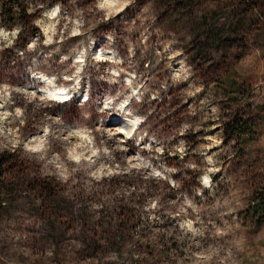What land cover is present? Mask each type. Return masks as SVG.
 I'll return each instance as SVG.
<instances>
[{
    "label": "rangeland",
    "instance_id": "obj_1",
    "mask_svg": "<svg viewBox=\"0 0 264 264\" xmlns=\"http://www.w3.org/2000/svg\"><path fill=\"white\" fill-rule=\"evenodd\" d=\"M60 1L43 0L35 20L55 25L58 42L43 45L35 21L11 47L0 40V86L38 96L47 86L40 76L71 87L64 76L81 53L85 60L71 101L37 107L13 92L0 108L11 113L0 121V152L12 160L0 264H264V226L253 230L245 215L251 197L264 193V0H133L109 19L97 0ZM77 27L81 34L71 35ZM157 44L169 57L163 63ZM129 97L125 112L146 118L133 138L96 132L129 127L115 111ZM109 99L112 108L100 111ZM237 117L255 133L242 149L226 134ZM46 124L54 135L27 151ZM83 127L93 129L92 146L63 138ZM101 147L108 153L91 156Z\"/></svg>",
    "mask_w": 264,
    "mask_h": 264
},
{
    "label": "clouds",
    "instance_id": "obj_2",
    "mask_svg": "<svg viewBox=\"0 0 264 264\" xmlns=\"http://www.w3.org/2000/svg\"><path fill=\"white\" fill-rule=\"evenodd\" d=\"M133 0H97L95 4V8L98 12L103 13L104 19H109L115 15H118L119 13L123 12L126 8L131 5ZM60 12V5L57 4L55 6V10L52 11L48 15V18L50 20H54ZM35 23L38 26L42 27V32L45 37V39L42 41L43 45L47 46L50 44H53L58 41L53 40V36L55 35V25H49L47 27H44L42 24V21H35ZM21 29L19 27L14 28L11 32L6 31L4 28H0V40L7 41V44L5 47H11L13 40L19 35V32ZM73 36L80 35V31L78 27L76 29H73L72 32L70 33ZM11 37L12 39H9ZM39 42V38L36 40H33L31 43L27 45V50L28 51H33L37 48ZM19 55H23V52H19ZM65 59H67L65 57ZM95 59L97 61H100L102 59L101 56H96ZM119 63V61H117ZM85 64L84 60V54L81 53V56L78 57L75 61L74 67H75V73L71 76H64L65 81H73L71 87H65V86H60V87H55V80L56 77L53 76L51 79H48L47 76H40V79L44 80L46 82V87L39 88V92L44 93V95L38 96L35 91L28 92L25 89L22 88H11L9 85L5 84L0 86V108L4 107V103L9 102V97L11 93H20L26 96L29 101H37V107L40 106L41 103H46L49 101L56 102L63 104L66 101H71L72 100V94H74L76 91L80 89V82H81V77L80 74L83 71V66ZM78 65V67H77ZM115 75V73H114ZM130 83V81H129ZM51 89V90H50ZM131 97L125 99L122 103H120L115 111L117 114H123L125 120H127V124L129 127L125 129L124 127H119L116 128L114 131L112 130H105L102 127L101 128H96V132H102V131H108L109 137L115 135L116 132L122 133L127 139H132L134 134L137 133V129L141 124L144 123L145 117L141 115H134L132 110H129L125 112V109L128 108L129 102H130ZM139 99V98H138ZM84 101L88 100V96L85 94L83 97ZM113 100L109 99L106 100L103 104V108L99 109L100 111H105L108 109L112 108ZM15 116L20 117L23 116L24 110L21 108H16L15 109ZM11 113L5 111L0 113V121L6 119ZM51 119V118H49ZM56 123H59V121H55ZM43 135L38 136L34 141H30L29 144L25 145V149L27 151L31 152H36L38 151L45 143H47V140L50 136H53L54 133L52 132L51 125H45L42 129ZM65 140L71 141L73 138H75L78 141L81 142H86L85 147L92 146L95 141V136L93 135V129L88 128V127H83V128H77L75 130L68 131L67 135L63 137ZM142 138V137H141ZM139 143V141H137ZM35 144V147H32L31 145ZM15 146V145H14ZM77 147H81V144H77ZM109 149L106 147H101V148H95L91 151V156H97L101 152L103 153H108ZM157 151H162L161 149H157ZM90 159V157H86ZM77 160H79V157H76ZM133 159H140L139 154H137L136 157ZM211 162V160H209ZM143 167H148L149 165L144 164L142 165ZM136 167H141V165H136ZM169 171H175V169H170ZM209 172H214L218 171V169L215 168H210L208 169ZM151 175L155 177H160L161 173L153 171ZM202 183L207 187L210 184V178L208 175H204L202 177ZM155 207V205H153ZM181 227H185V225H181ZM186 227L188 228L189 231H194L191 228V223L189 222Z\"/></svg>",
    "mask_w": 264,
    "mask_h": 264
},
{
    "label": "trees",
    "instance_id": "obj_3",
    "mask_svg": "<svg viewBox=\"0 0 264 264\" xmlns=\"http://www.w3.org/2000/svg\"><path fill=\"white\" fill-rule=\"evenodd\" d=\"M43 0H0V27L7 31H12L14 28L19 27L21 31L19 34H24L23 31L28 33L33 28L34 21L38 18L41 13L39 4ZM51 3H60V0H48ZM148 37L150 33H145ZM100 43V41H98ZM157 49L159 53L156 55L161 59L162 63L168 60L169 57L165 52V47L163 45L157 44ZM171 51V50H170ZM134 63V62H133ZM135 71H138L137 66L133 65ZM139 73V72H138ZM141 80V76H136L130 84L135 85ZM152 82L147 79L146 84L150 85ZM113 91V89H110ZM117 96H120L117 95ZM118 100V99H116ZM69 102V101H68ZM134 107V104H131ZM114 114V113H113ZM248 121L245 119L235 118L233 121L228 123L229 128L227 129V135L236 134L239 138L240 148L241 144L245 142H251L255 135L254 131L248 125ZM71 161V160H70ZM12 160L6 152H0V215L3 209V199L6 198L7 189L6 185H10V179L4 175L10 168ZM72 162L76 163V161ZM78 163L84 166L85 170L91 168V164H83L80 160ZM245 215L249 222L253 226V230L259 231L264 226V193L254 195L251 197L245 209ZM167 253L171 252V247L166 249Z\"/></svg>",
    "mask_w": 264,
    "mask_h": 264
},
{
    "label": "bare ground",
    "instance_id": "obj_4",
    "mask_svg": "<svg viewBox=\"0 0 264 264\" xmlns=\"http://www.w3.org/2000/svg\"><path fill=\"white\" fill-rule=\"evenodd\" d=\"M106 59H108V58H106ZM66 102H68V101H66ZM65 103V102H64ZM119 120V119H118ZM112 121H114V120H112ZM115 121H117V120H115Z\"/></svg>",
    "mask_w": 264,
    "mask_h": 264
}]
</instances>
